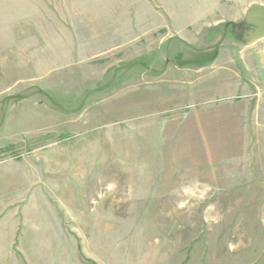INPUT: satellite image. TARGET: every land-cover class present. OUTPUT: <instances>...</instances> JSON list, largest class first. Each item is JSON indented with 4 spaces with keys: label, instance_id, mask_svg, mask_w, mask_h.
I'll list each match as a JSON object with an SVG mask.
<instances>
[{
    "label": "rangeland",
    "instance_id": "374dc122",
    "mask_svg": "<svg viewBox=\"0 0 264 264\" xmlns=\"http://www.w3.org/2000/svg\"><path fill=\"white\" fill-rule=\"evenodd\" d=\"M264 0H0V264H264Z\"/></svg>",
    "mask_w": 264,
    "mask_h": 264
},
{
    "label": "water",
    "instance_id": "95a60500",
    "mask_svg": "<svg viewBox=\"0 0 264 264\" xmlns=\"http://www.w3.org/2000/svg\"><path fill=\"white\" fill-rule=\"evenodd\" d=\"M247 22L254 25L257 36L264 35V8H252L247 14Z\"/></svg>",
    "mask_w": 264,
    "mask_h": 264
},
{
    "label": "crops",
    "instance_id": "0c3cea01",
    "mask_svg": "<svg viewBox=\"0 0 264 264\" xmlns=\"http://www.w3.org/2000/svg\"><path fill=\"white\" fill-rule=\"evenodd\" d=\"M262 56L264 57V52H262Z\"/></svg>",
    "mask_w": 264,
    "mask_h": 264
}]
</instances>
